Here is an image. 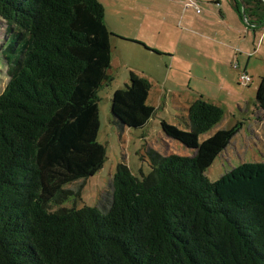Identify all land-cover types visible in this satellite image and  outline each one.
Listing matches in <instances>:
<instances>
[{
  "label": "trees",
  "instance_id": "16d2710c",
  "mask_svg": "<svg viewBox=\"0 0 264 264\" xmlns=\"http://www.w3.org/2000/svg\"><path fill=\"white\" fill-rule=\"evenodd\" d=\"M231 1L245 26L264 28V0ZM0 18L13 36L7 48L20 45L5 57L10 79L0 94V264H264V161L206 177L240 125L200 142L224 116L201 96L188 106L191 130L160 121L193 156L151 151L142 179L118 164L103 210L49 211L71 193L64 185L94 175L106 160L97 92L113 80L116 34L99 0H0ZM150 89L129 71L111 97L115 123L143 127L155 110ZM255 97L264 118V73Z\"/></svg>",
  "mask_w": 264,
  "mask_h": 264
},
{
  "label": "rangeland",
  "instance_id": "374dc122",
  "mask_svg": "<svg viewBox=\"0 0 264 264\" xmlns=\"http://www.w3.org/2000/svg\"><path fill=\"white\" fill-rule=\"evenodd\" d=\"M105 7L106 20L110 23L114 17V3L105 1ZM12 40L5 20L0 18V94L10 79L11 67L5 57L17 55L20 51L19 44L15 51L7 48ZM232 42V51H236L237 58H223L221 63L203 57L205 50L198 48L199 56L193 61L191 74L183 71L189 67L179 59V53L186 57V52L181 48L173 59L163 54L146 56L130 48L117 54L113 50L111 68L107 71L113 80L103 83L97 92L100 123L97 141L105 146L106 160L94 175L64 185L63 189L71 193L64 200L51 202L49 211L84 206L103 210L110 203L112 177L118 164L127 165L136 177L142 179L152 169L151 151L161 155L193 156V148L163 133L160 121L163 119L181 129L191 130L188 109L184 110V107L199 96L224 110L220 122L199 135L200 142L219 129L240 125L225 149L206 169V177L215 181L243 162L264 161V118L255 97L259 76L264 71V28L246 27L244 32L233 34ZM217 52L223 53V50ZM224 56L229 55L226 53ZM246 68L252 80L244 84L237 79L241 74H246L243 71ZM131 70L149 75L151 89L147 103L155 109L147 123L140 128L115 123L117 121L110 111L114 90L125 87Z\"/></svg>",
  "mask_w": 264,
  "mask_h": 264
},
{
  "label": "crops",
  "instance_id": "0c3cea01",
  "mask_svg": "<svg viewBox=\"0 0 264 264\" xmlns=\"http://www.w3.org/2000/svg\"><path fill=\"white\" fill-rule=\"evenodd\" d=\"M99 1L104 5L105 21L109 29L118 35L111 36L110 39L111 60L113 50L117 54L118 51L122 53L125 48H130L146 56L158 55L146 48V45L173 59L181 48L186 52V57L179 53V59L188 64L189 69L183 71L189 74L194 65L193 61L199 56L198 48L205 50L203 57L215 62L221 63L223 58H237L236 51H232L233 34L244 32L247 27L238 17L231 0H198L200 13L187 6V0ZM105 1H112L115 6L112 12L114 17L110 23L106 20ZM234 37L236 40V36ZM217 50H223V53ZM253 51L256 52L255 49ZM226 53L229 56H224ZM246 70L247 68L243 71L248 74ZM138 73L150 81L149 75ZM250 79L252 80L251 77ZM189 104L184 110L188 109Z\"/></svg>",
  "mask_w": 264,
  "mask_h": 264
},
{
  "label": "built area",
  "instance_id": "2783aa9c",
  "mask_svg": "<svg viewBox=\"0 0 264 264\" xmlns=\"http://www.w3.org/2000/svg\"><path fill=\"white\" fill-rule=\"evenodd\" d=\"M186 5L193 7L196 10V12L200 11L199 6L197 5V3L194 0H187ZM239 80H240V82L245 84V83L250 81V78L247 74H241Z\"/></svg>",
  "mask_w": 264,
  "mask_h": 264
},
{
  "label": "water",
  "instance_id": "95a60500",
  "mask_svg": "<svg viewBox=\"0 0 264 264\" xmlns=\"http://www.w3.org/2000/svg\"><path fill=\"white\" fill-rule=\"evenodd\" d=\"M238 1H240V0H238ZM242 17H243L244 22H246L248 24L243 5H242Z\"/></svg>",
  "mask_w": 264,
  "mask_h": 264
}]
</instances>
